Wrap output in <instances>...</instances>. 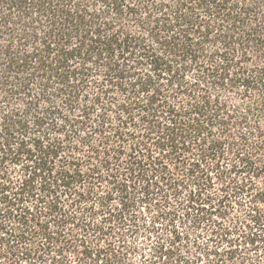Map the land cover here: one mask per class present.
I'll return each mask as SVG.
<instances>
[{"label": "trees", "instance_id": "obj_1", "mask_svg": "<svg viewBox=\"0 0 264 264\" xmlns=\"http://www.w3.org/2000/svg\"><path fill=\"white\" fill-rule=\"evenodd\" d=\"M0 264H264V0H0Z\"/></svg>", "mask_w": 264, "mask_h": 264}]
</instances>
